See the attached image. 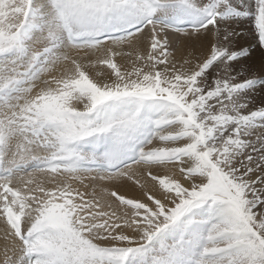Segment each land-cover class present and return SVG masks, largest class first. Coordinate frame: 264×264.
I'll return each mask as SVG.
<instances>
[{
	"label": "snow or ice",
	"instance_id": "6c2138e0",
	"mask_svg": "<svg viewBox=\"0 0 264 264\" xmlns=\"http://www.w3.org/2000/svg\"><path fill=\"white\" fill-rule=\"evenodd\" d=\"M245 23L264 49V0H0V264H264Z\"/></svg>",
	"mask_w": 264,
	"mask_h": 264
},
{
	"label": "bare ground",
	"instance_id": "6f19581e",
	"mask_svg": "<svg viewBox=\"0 0 264 264\" xmlns=\"http://www.w3.org/2000/svg\"><path fill=\"white\" fill-rule=\"evenodd\" d=\"M248 25L243 24L239 30H242L244 35L239 37V41L245 42L247 47H255L252 51H250V56L244 62H250L255 67V70L264 71V50L256 45V43L252 40L251 36L248 34ZM238 42V38L236 40ZM238 44V43H237ZM242 62V61H241ZM253 68V67H252ZM261 98V97H260ZM121 191H128L131 193V189L128 187L121 188ZM3 225H0V229H2ZM0 236H2V231H0ZM3 240L0 239V248H2Z\"/></svg>",
	"mask_w": 264,
	"mask_h": 264
},
{
	"label": "rangeland",
	"instance_id": "374dc122",
	"mask_svg": "<svg viewBox=\"0 0 264 264\" xmlns=\"http://www.w3.org/2000/svg\"><path fill=\"white\" fill-rule=\"evenodd\" d=\"M238 43V44H237ZM236 44L238 45V46H244V47H247L246 46V43L245 42H242V41H239V37H238V42H236ZM249 49H250V51H252L255 47L253 46V47H248ZM246 60V59H245ZM245 60H241L242 62H240V64L239 65H237V67L238 68H243L244 70H245V72L247 73V74H249V75H251V74H255V75H257V76H260V75H264V71L262 72V74H261V71H259L258 69L257 70H255L254 69V65L253 64H251L250 62H244ZM253 67V68H252ZM260 97H258L257 98V104L259 105V101H260Z\"/></svg>",
	"mask_w": 264,
	"mask_h": 264
}]
</instances>
